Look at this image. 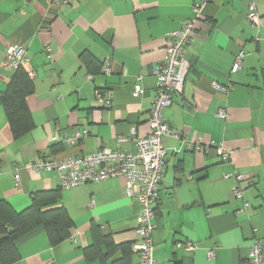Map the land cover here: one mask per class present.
<instances>
[{
	"label": "crops",
	"instance_id": "0c3cea01",
	"mask_svg": "<svg viewBox=\"0 0 264 264\" xmlns=\"http://www.w3.org/2000/svg\"><path fill=\"white\" fill-rule=\"evenodd\" d=\"M198 1L204 6L185 47L183 90L164 109L181 139L169 135L162 141L166 159L154 209V257L157 264H244L256 240L264 257V29L246 19L249 0H0V93L15 70L10 46L24 49L22 66L33 72L34 83L26 96L34 121L29 131L13 136L0 104V199L19 211L33 192L59 188L55 171L27 168L26 162L101 147L134 150L130 129L140 136L150 132L153 71L165 61L168 33L192 16ZM253 1L264 22V0ZM84 51L95 61L84 60ZM238 55L241 66L231 71ZM106 59L109 74L102 70ZM136 84L139 95L133 94ZM103 97H110V107ZM221 108L225 118L217 115ZM77 129L88 133L70 145L65 139ZM198 138L201 148L186 147ZM209 143L223 145L229 157L206 149ZM228 173L244 178H225ZM124 185L123 177H110L60 188L57 205L71 219L69 237L51 245L38 227L15 241L19 259L13 264H100L83 252L91 224L114 244L130 243V264H139L133 245L140 241V205ZM236 188L241 198L232 195ZM244 202L250 206L244 209ZM185 241L194 249H183ZM120 256L116 251L109 261Z\"/></svg>",
	"mask_w": 264,
	"mask_h": 264
},
{
	"label": "built area",
	"instance_id": "2783aa9c",
	"mask_svg": "<svg viewBox=\"0 0 264 264\" xmlns=\"http://www.w3.org/2000/svg\"><path fill=\"white\" fill-rule=\"evenodd\" d=\"M53 3V1H49ZM63 3H69L70 0H62ZM55 3H59L56 1ZM204 1L195 2L192 5V16L181 23L179 27L168 33V44L165 48L166 58L164 63L153 72L156 75V91L151 100L148 124L150 132L147 135L140 136L136 133V128L132 127L129 135L135 139V149H110L101 147L79 155L67 156L63 159H40L37 162H26L27 168H33L37 171H55L59 178L61 188H69L95 182L110 177H123L125 179L124 193L129 197H135L140 205L137 214L136 233L140 237L139 243L133 245V249L139 257V264H157L154 257V244L152 232L155 228L153 218L155 204L158 198V188L161 180L163 166L166 159V149L162 141L165 136H175L181 139V133L176 128L168 124L164 109L169 106L175 94L183 90L184 78L188 70V60L185 56V47L192 41V31L197 19L200 18ZM246 19L254 25L264 29V22L260 19L255 2L249 0ZM264 36V34H263ZM48 57L51 48L46 46ZM25 51L22 47L10 46L7 49V57L16 67L24 61ZM241 66V56L235 57L231 71H236ZM104 74L111 72V62L109 59L104 60ZM29 75L32 77L33 72ZM142 75L138 78L140 79ZM214 87L223 92L227 87L214 83ZM142 88L139 84L134 86L133 94L139 95ZM100 95V94H98ZM103 106H111L110 97H103ZM217 115L225 118L227 112L225 109H219ZM87 129L75 130L71 135L66 137V142L70 145L75 144L81 138L87 135ZM129 137H116L117 142L124 141ZM202 140L194 139L186 141L188 148H201ZM215 147L218 154L225 160L229 157L230 151L223 145L209 143L206 149ZM18 168H15L13 177L16 185L19 183ZM225 178H234L242 180L243 175L238 173H228ZM232 195L241 198V190L236 188ZM250 206L248 202L243 203V208ZM185 250H193L194 244L185 241L180 244ZM208 256L213 257L214 248L208 250ZM244 264H264L263 248L259 241H254L249 246L248 258Z\"/></svg>",
	"mask_w": 264,
	"mask_h": 264
},
{
	"label": "trees",
	"instance_id": "16d2710c",
	"mask_svg": "<svg viewBox=\"0 0 264 264\" xmlns=\"http://www.w3.org/2000/svg\"><path fill=\"white\" fill-rule=\"evenodd\" d=\"M86 61H95L88 51L82 53ZM34 83L22 64L15 67L4 91L0 93V104L5 110L13 136H19L34 126L30 110L26 105V96L33 92ZM57 189L37 190L33 192L31 203L15 211L3 199H0V264H13L19 259L15 241L42 227L51 245H56L70 235L71 219L63 206L57 205L60 196ZM91 242L83 249L88 259H97L100 264H130L132 245L114 244L111 235L98 225L90 226ZM119 251V258L109 261L110 256Z\"/></svg>",
	"mask_w": 264,
	"mask_h": 264
}]
</instances>
